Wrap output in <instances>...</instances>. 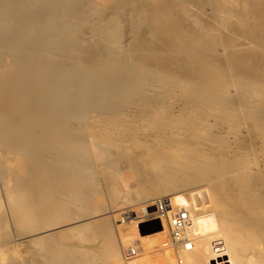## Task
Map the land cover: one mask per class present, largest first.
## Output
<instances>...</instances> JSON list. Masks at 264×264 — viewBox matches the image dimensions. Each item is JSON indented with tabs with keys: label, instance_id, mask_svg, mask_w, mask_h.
Here are the masks:
<instances>
[{
	"label": "bare ground",
	"instance_id": "bare-ground-1",
	"mask_svg": "<svg viewBox=\"0 0 264 264\" xmlns=\"http://www.w3.org/2000/svg\"><path fill=\"white\" fill-rule=\"evenodd\" d=\"M197 13L209 23L202 19L201 24ZM127 23L133 42L128 51H150L154 57L153 51L162 50L169 56H155L153 64L150 59L154 68L150 63L133 67L122 45ZM141 28L161 49L149 44ZM222 46L230 54L211 60ZM152 79L159 88L154 85L146 105L141 101L140 113L145 107L157 111L160 101L182 100L178 92L190 88L182 96L184 108L194 103L222 110L229 123H249L257 131L252 148L257 142L264 147V0H0V239L9 224L12 231L0 240V264H88L91 256L108 250L112 264H264V162L255 151L251 156L239 147L234 154H247V160L221 161L230 147L220 148L221 138L211 131L199 134L194 128L199 124L182 122L173 130L163 123L142 139L131 138L149 148L147 161L158 170L161 184L143 187V203L114 196L102 211L93 209L95 191L87 170L94 161L97 168V159L90 153L94 150L83 152L89 142L94 146L108 136L98 130H113L116 136L117 122L130 133L140 131L135 121L127 126L128 120L116 117L125 121L114 124L112 116L137 92L143 94ZM233 90L248 104L241 116L238 101L226 102ZM99 111L112 115L110 124H104L107 118L99 121L101 114L68 127L76 115L87 120L88 113ZM238 129L231 128L235 136L241 134ZM184 133L202 146L187 142ZM177 188H186L189 196L166 199L168 216L182 209L190 214L189 246L180 250L164 245V217L154 234L143 236L138 226L154 222L158 214L149 210ZM16 226H25L24 232L16 234ZM92 234L106 244L101 240L83 252L79 243ZM139 255L145 257L137 260Z\"/></svg>",
	"mask_w": 264,
	"mask_h": 264
},
{
	"label": "rangeland",
	"instance_id": "rangeland-1",
	"mask_svg": "<svg viewBox=\"0 0 264 264\" xmlns=\"http://www.w3.org/2000/svg\"><path fill=\"white\" fill-rule=\"evenodd\" d=\"M207 11V10H206ZM205 12V11H204ZM209 13V12H208ZM208 13H204V19H209V20H207V21H210L211 19H210V13L208 14ZM126 14H128V12L127 13H125V17L127 16ZM197 15V17H200V23H201V20L203 19L202 18V14H200L201 16H199V14L197 13L196 14ZM207 16H209V17H207ZM199 19V18H198ZM203 19V20H204ZM206 20H204V22L206 21ZM207 21H206V23H207ZM209 23V22H208ZM207 23V24H208ZM201 24H203V21H202V23ZM205 24V23H204ZM125 25V24H124ZM124 25H122V30L124 31L123 32V37H122V40H123V43H122V45H123V47H124V49L126 48L127 50H126V52L125 51H123V53L125 52V54H127L126 56H128L129 55V57H127V58H129V59H131V61L130 62H132V63H134L133 65H132V63H131V65L133 66V67H138L139 65V68L141 67V66H147V65H143L142 63H144V64H147V63H154V61L152 60V59H154L155 58V56H159L158 58H155V59H161L162 57H165V58H167L168 56H169V53L167 52V51H153V55H154V57L149 53L150 51H143L142 53L139 51H128V49H131L132 47V45H133V42H132V40H131V38H129L128 36H129V33H130V30H131V27H129V25H128V23L126 24L127 25V27H126V29L124 28L125 26ZM129 27V28H128ZM128 28V29H127ZM218 28V27H217ZM139 30H141L142 31V33L144 32V35L146 34V36H145V38H146V40L148 41L150 38V42H149V44H156L155 43V41L153 40L154 39V37L150 34V32H148V31H144V29H139ZM140 31V32H141ZM127 32V33H126ZM146 32V33H145ZM148 32V33H147ZM220 32H222V30L220 31ZM132 33V32H131ZM131 33H130V35H131ZM139 33V32H138ZM137 33V34H138ZM225 33V32H224ZM224 33H222V34H224ZM226 34V33H225ZM127 35V36H126ZM152 37H153V39H152ZM154 41V42H153ZM157 41V40H156ZM153 42V43H152ZM158 44V43H157ZM157 44L156 45H154V47L155 48H157ZM159 44H160V42H159ZM159 44H158V48H160L161 47V45H160V47H159ZM222 48H224L223 49V51H216L215 53H213V56H212V54L209 56L210 57V59L212 60L213 59V61L215 60V61H220V60H222L224 57H226V56H228L229 54H230V51H227L228 49H227V47H224V46H222L221 47V49ZM161 49V48H160ZM254 51H257V50H254ZM88 51H86V53H87ZM117 53H118V51H116ZM122 52V51H121ZM120 51H119V53H121ZM135 52V53H134ZM148 52V53H147ZM165 52H167V53H165ZM240 53H241V51H239ZM244 51H242V53H243ZM246 52H248V51H245L243 54H245ZM129 53V54H128ZM132 53H134V54H132ZM137 53H139V54H137ZM144 53V54H143ZM241 53V54H242ZM251 53V54H250ZM84 54V53H83ZM83 54H81V56L83 55ZM124 54V55H125ZM165 54H167V55H165ZM246 54H248V53H246ZM249 54L251 55V58H252V52H250L249 51ZM79 55H80V53H79ZM149 55H150V57H149ZM77 56V55H76ZM80 56V57H81ZM167 56V57H166ZM79 57V56H78ZM77 58V57H76ZM134 58V59H133ZM148 58H149V60H148ZM170 58V57H169ZM133 59V60H132ZM150 59H151V61H150ZM162 59H164V58H162ZM252 60V59H251ZM150 61V62H149ZM138 63V64H137ZM150 63V65L152 66V64ZM136 64V65H135ZM149 65V66H150ZM153 67V66H152ZM154 68V67H153ZM227 69H230V66H228V67H226V70ZM153 80V79H152ZM152 80H149V82L147 81V83H149V84H147V88H146V91H144L143 92V94L142 93H140L139 94V92H137L132 98H131V100L129 101V103L126 105L127 107L126 108H121L120 110H121V113L120 112H118L117 114L119 115V116H117V114H116V116H112V115H107V114H102L100 111L99 112H97V114L95 115V113L96 112H91V113H88V114H90V115H86L87 116V120H85L86 118H85V116L83 117L82 115V117H81V119H78L77 117H79L80 115H76L75 117L77 118V119H75V117H73L72 119H71V121H69L68 122V127H69V125H70V123H71V126H75V125H77L79 122H81V123H87L88 122V120H96L95 118H97V120L98 119H100L99 118V116L102 118L103 116H105V117H103L102 119H100L99 121H103L104 122V118L106 119L105 120V123L104 124H108V122H109V124L111 123V120L114 118V120H112V122H114V124L116 123V121H118L119 120V122H121L120 121V119L119 118H123V119H125V120H128V121H126L125 123H127V124H125V125H127V126H130V124L132 123L133 124V122L135 121L136 122V124H139V130L140 131H138V132H133V133H137L136 135V137L134 136L135 134H133L132 132L130 133L129 132V130H127L128 129V127L125 129L124 128V126H122L121 125V127L119 128V125L120 124H118V122H117V125L115 124V126H118L117 128H119V129H122V130H118L117 128L116 129H114V131L116 132V136H114V134H112V131H111V134H110V131H105V129H104V132H102L101 130H98V132L100 133V135H102L103 136V134L106 132L107 134L106 135H108V136H103V138H102V140H100L99 142H98V144H96V142L94 143V146H93V144L90 146V144H91V142H89V147H87L86 148V150H84V154H86L87 155V153L85 152V151H87L88 150V148L90 149V151L91 150H94L93 152L91 151H87V152H90V153H92V156H94V158H96L97 159V168L95 167L96 165H95V161L93 162V164L95 165H92L91 167H89V169L87 170V173H88V175L90 176V178H89V182L92 184V187H94L93 188V190L95 191V193H94V191H93V193H94V195H93V197L96 199L94 202H96V204L93 206V204L91 205V206H93V209H95V210H103L104 208H106L107 206H110L113 202V200L115 199V197L114 196H118L119 198H120V200H121V198H125V197H127V196H132V197H135L134 198V200L135 199H137L135 202H133V203H143V200L141 199V193L143 192V189L145 188V187H150V186H153V184H154V187L155 186H158L159 184H161V181L160 180H158V170H156L155 169V167H154V169H151L149 166L151 165V166H153L152 164H150L148 161H147V157H148V154H149V152L147 153V149L146 148H148V147H146L145 148V146L144 145H142L141 146V144H139L140 145V147L142 148V147H144V148H142L143 150H145L146 149V151H143L138 145L136 146V144H134V143H136V142H131V140L132 141H135L134 139H142V137H144L145 136V134H151L153 131H156V130H158L159 128H160V126L163 124V123H168V125L170 126V128H172L173 130H176L177 128H178V126H179V124L180 123H182V122H184L183 124H187V125H189V127L190 126H192V127H194V126H197L198 124V126L197 127H194V128H198V129H200V132L199 131H197V132H199V134H204V133H206V132H208V131H211V132H213L214 133V135H216L218 138L220 137L221 139H220V148H224V147H230V149H229V151H228V155L229 156H224L222 159H221V161L223 160H225L226 161V159L228 160V161H231V160H234V159H236V158H241V159H244V160H247V158L245 157V156H247V154L245 155H243V157L241 156V154L239 155L238 153L237 154H234V152H235V149H236V147H239V148H247V153H249L250 155H251V153L253 152V151H255L256 152V158H257V160H261V161H263L264 162V147H260L261 145H260V143L259 142H257V144H255V146L252 148V137L257 133V131H256V128L253 126V125H251V124H249V123H239L238 122V120H235V122H232V123H229V121L225 118V116H224V114H223V111L222 110H219V109H215V110H213V111H210L209 109L208 110H206V109H201V106L200 107H198V105H193L194 103H188V104H186V108H184L185 107V101L183 102V98H182V96H183V94H184V96H188V94L187 93H189V91H190V88H185V89H187L186 91L183 89V90H181L180 92H178V93H180V95H181V99L182 100H176V99H174V100H172V99H169L168 101H165L166 103H164V101H160L159 103L161 104H158L160 107L158 108V110L156 111V108L153 110V108L152 109H150V108H147V107H145V112H142V113H140V110L141 109H143V108H141L142 106H141V104H145L146 105V103H145V99L146 100H148V98H147V96L149 97V95L151 94V96H153V95H155V92H153L154 90H157V88H155V86L154 85H157L156 87H158V83L157 82H155L154 80L152 81ZM151 83H152V85H151ZM155 83V84H154ZM159 88V87H158ZM182 91H184V92H182ZM186 94V95H185ZM143 96V97H142ZM141 97V98H140ZM145 97V98H144ZM239 92L237 91V90H233V92L231 93V95L229 96V98L227 99V103H234L233 101H238L237 99H239ZM135 98H137V99H135ZM144 98V99H143ZM140 101H139V100ZM143 99V100H142ZM138 101V102H137ZM141 101H143V103L141 102ZM141 103V104H140ZM163 104V105H162ZM236 105L239 107L238 109H237V112H238V116H241V115H243L245 112H246V110L248 109V104L247 103H241V102H239L238 101V103H236ZM181 106V107H180ZM191 106V107H190ZM183 107V110H179V108H182ZM188 107V108H187ZM161 108V109H160ZM140 109V110H139ZM185 109H187V111L185 110ZM191 109V110H190ZM135 110H137V111H135ZM162 110V111H161ZM185 110V111H184ZM135 111V112H134ZM143 111H144V109H143ZM156 111V112H155ZM210 112V113H209ZM137 113V114H136ZM208 113V114H207ZM96 116H94V115ZM103 116H102V115ZM258 115L260 116L261 115V112H259L258 113ZM90 116V117H89ZM91 116H94L93 118L91 117ZM110 116V117H109ZM113 118H112V117ZM116 117H119V118H116ZM85 118V119H84ZM92 118V119H91ZM122 118H121V120H122ZM127 118V119H126ZM73 119L75 120V121H73ZM110 119V120H109ZM77 120H79V121H77ZM80 120H83V121H80ZM125 120H123L122 122H124ZM130 120V121H129ZM78 122V123H75V122ZM106 121H108V122H106ZM187 121V122H186ZM121 122V124H123ZM128 122H131V123H128ZM134 122V123H135ZM129 124V125H128ZM228 124H230V129H227V126H229ZM82 125H84V124H82ZM141 125V126H140ZM173 126H175V127H173ZM204 126H205V128H204ZM101 127H99V129H100ZM170 128L168 127V129L170 130ZM175 128V129H174ZM223 128H225L224 129V131H222V129ZM231 128H240V129H238V131H240L241 132V134L239 135V136H235L234 134H233V132H232V130H231ZM102 129V128H101ZM125 131H124V130ZM96 130V131H97ZM103 130V129H102ZM118 130V131H117ZM123 131V132H122ZM129 132V134L127 135V132ZM172 131V130H171ZM205 131V132H204ZM80 132H86V130L85 129H83V130H81ZM98 132H96V133H98ZM114 132V133H115ZM120 132V133H119ZM124 132H126V133H124ZM95 133V132H94ZM118 134V135H117ZM123 134H124V137H123ZM130 134H132L133 136H130ZM185 134V133H184ZM186 134H188V133H186ZM185 134V136L187 137V136H189L190 134H188V135H186ZM95 135V134H94ZM98 135L99 134H97L96 136L98 137ZM99 135V137H100V139H101V136ZM105 135V134H104ZM141 135V136H140ZM165 135H169V134H165ZM110 136H112V137H110ZM122 136V137H121ZM184 136V137H185ZM95 137V136H94ZM114 137V138H113ZM135 137V138H134ZM261 137V139H262V136H260ZM111 140V141H114V142H117L116 143V146H114L115 144L113 143V144H111L110 142H108V140ZM120 138V139H119ZM131 138H133V139H131ZM188 139H187V142H189L190 141V144H194L197 148H200L201 146H202V143H200V141L199 142H195V141H193L192 140V143H191V140H189V138L190 137H187ZM104 139H106L105 141H104ZM117 139V140H116ZM131 139V140H130ZM126 140H127V142H126ZM263 140V139H262ZM128 141H130L131 143H129ZM126 142V143H125ZM125 144V145H123V144ZM128 143V144H127ZM127 144V145H126ZM138 144V143H137ZM219 144V143H218ZM247 144V146L246 147H244L245 145ZM73 145H77V143H75V144H73ZM95 145H96V147H95ZM129 145V146H128ZM227 145V146H226ZM249 145V146H248ZM121 146V148H119ZM83 147H85V146H83ZM138 147V148H137ZM92 148V149H91ZM128 148V152H127V149ZM123 149V150H122ZM149 149V148H148ZM124 150H126V152H123ZM253 150V151H252ZM1 151V150H0ZM134 151V152H133ZM2 152V151H1ZM102 152V153H101ZM146 152V153H145ZM94 153V154H93ZM133 153V154H132ZM145 153V154H144ZM231 153V154H230ZM224 154H226V153H224ZM2 155H3V153H1V157H2ZM99 155H101V156H99ZM227 155V154H226ZM85 156V155H84ZM140 156V157H139ZM146 157V162H148V163H146L145 162V157ZM252 156V155H251ZM133 157V158H132ZM139 157V158H138ZM135 158H137V159H135ZM141 159H142V161H141ZM230 159V160H229ZM95 160V159H94ZM132 164V165H131ZM145 164V165H144ZM146 166H147V168H146ZM93 167V168H92ZM149 168V169H148ZM147 171V172H146ZM121 172H124V173H121ZM126 173V174H125ZM142 173V174H141ZM148 173V174H147ZM1 174V173H0ZM150 174H151V176H150ZM153 174V175H152ZM92 175V176H91ZM121 175V176H120ZM154 175H156V176H154ZM3 177V175L1 174L0 175V180H1V178ZM139 176V177H138ZM121 177V178H120ZM150 177V178H149ZM155 178H157V180L155 179ZM3 179V178H2ZM93 179V180H92ZM112 179H114L115 180V182H114V180H112ZM138 180V181H137ZM145 180V181H144ZM151 180H152V184H151ZM119 181V182H118ZM144 181V182H143ZM121 182V183H120ZM153 182H155V183H153ZM157 182H159V184L157 183ZM89 183V184H90ZM113 183V184H112ZM158 184V185H155V184ZM118 184V185H117ZM121 184V185H120ZM124 184V185H123ZM126 184V185H125ZM123 185V186H122ZM0 186H2V184H1V181H0ZM117 186V187H116ZM121 186V187H120ZM144 187V188H143ZM189 188V187H188ZM134 191H133V190ZM136 189V190H135ZM140 189H141V191H140ZM138 191V192H137ZM0 192H1V190H0ZM137 194H135V193ZM133 193V194H132ZM130 194H132V195H130ZM177 195H181L183 198H188V196H189V194H187V189L186 188H181V189H179V188H177V189H175V190H172L170 193H168V194H164V195H161L160 196V200H164V199H168V198H170V197H175V196H177ZM121 196V197H120ZM124 196V197H123ZM114 198V199H113ZM122 200H125V199H122ZM133 200V199H132ZM116 202H118L119 200H115ZM114 201V202H115ZM159 201V200H158ZM132 203V204H133ZM132 204H126V205H124L125 207H127V208H130V206H132ZM153 207H152V210H149V211H153ZM101 210V211H102ZM101 211H96L97 213L96 214H100L101 213ZM2 215V216H1ZM3 218V213H2V211H0V219H2ZM150 222L151 221H146V222H142V223H140L138 226H139V233H141L143 236H146V235H150V234H154V233H156V232H158L159 230H160V228H159V230H157L158 228H157V226L156 225H154V224H150ZM10 226V224L8 225V227H5L4 229H6L7 230V232H6V230H5V232H4V229H2V231L4 232V233H2L1 232V234H2V238L0 239L1 241H4V240H7L8 239V236H9V234H11L12 233V231H11V226ZM17 227V226H16ZM8 228H10V229H8ZM17 229L19 230H15L14 229V232L16 233V234H18V232L19 233H21V232H24V229H25V226H18L17 227ZM22 230V231H21ZM6 233H8V235H6ZM89 233V232H88ZM93 233V232H92ZM4 235H6V237L4 236ZM88 235H90V233L88 234ZM5 238V239H4ZM91 238H93V240H91ZM90 238V241H87V242H85V243H79V247L80 248H82L81 250H84L83 252H87V251H89V252H91L92 251V249L93 248H97L98 247V245L97 244H101L102 242H101V240H102V238H100L99 236L98 237H96L95 235L93 236V234H92V237ZM92 241V242H91ZM103 241V240H102ZM89 242V243H88ZM103 243L104 244H106L104 241H103ZM82 244V245H81ZM87 245V246H86ZM90 245V247L88 248V246ZM95 246V247H94ZM93 247V248H92ZM112 248V247H111ZM87 249V250H86ZM113 249V248H112ZM109 251V250H108ZM108 251H106L105 253H102V252H100V254H98V256L96 255V256H91L90 257V262L91 263H93V264H96L97 262V264H112V261H111V259H110V257H109V254H110V251L108 252ZM82 252V251H81ZM107 252L109 253V254H107ZM140 252V251H139ZM140 253H142V252H140ZM106 255V257H107V255H108V258H106L104 255ZM140 256V255H139ZM139 256H136V257H139ZM129 257V256H128ZM142 257V255L139 257V259L137 258V260H140V258ZM143 257H145V256H143ZM142 257V258H143ZM141 258V259H142ZM97 261V262H96ZM90 262H88V264L90 263ZM90 263V264H91Z\"/></svg>",
	"mask_w": 264,
	"mask_h": 264
},
{
	"label": "built area",
	"instance_id": "built-area-1",
	"mask_svg": "<svg viewBox=\"0 0 264 264\" xmlns=\"http://www.w3.org/2000/svg\"><path fill=\"white\" fill-rule=\"evenodd\" d=\"M169 206L166 199H159V201L154 204V212L158 214L156 215L158 218L154 217V220L160 222L161 217L166 219L167 238L164 245L180 250L181 248L189 246L188 239L185 236V229L190 221V214L187 210L182 209L168 216V211L170 210Z\"/></svg>",
	"mask_w": 264,
	"mask_h": 264
},
{
	"label": "water",
	"instance_id": "water-1",
	"mask_svg": "<svg viewBox=\"0 0 264 264\" xmlns=\"http://www.w3.org/2000/svg\"><path fill=\"white\" fill-rule=\"evenodd\" d=\"M154 222H150V224H154V225H156L157 226V230H159V228H160V225H159V221H157V220H153Z\"/></svg>",
	"mask_w": 264,
	"mask_h": 264
}]
</instances>
